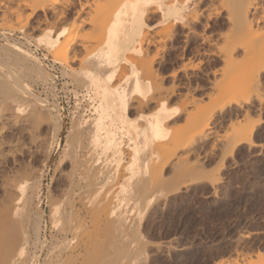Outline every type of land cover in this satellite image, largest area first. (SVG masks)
<instances>
[{"label":"bare ground","instance_id":"1","mask_svg":"<svg viewBox=\"0 0 264 264\" xmlns=\"http://www.w3.org/2000/svg\"><path fill=\"white\" fill-rule=\"evenodd\" d=\"M71 1L72 0L68 2L69 5L73 4ZM106 1H108V3L111 2L109 0ZM203 1L204 0H194L189 5L185 2H181V0H119L114 12H112L113 15L110 13L112 19H109L108 16L107 18L109 20L107 19V21H105V18L103 21V19L101 20L96 16L95 20L98 19L93 21V15L90 14L91 16L88 20L91 22L90 25H93L92 27L90 26V30L92 31L88 30L84 32H82L84 23L89 24V22H85L87 19L84 21H82V19V23L78 22L76 25L71 23L73 21L70 20L71 22L69 21V23L71 24L68 28L65 26L58 27V23L65 13H63L64 10L61 11L63 7L60 8L61 10L56 7L60 0L0 1V12L2 13L3 11L6 14L9 12L11 15H14V19H17H15V22L17 21L16 24H18V29L22 31L26 30L27 26L30 24L29 21L35 17L38 11H41L43 14L46 13V11L51 12L53 19L56 21L54 23L52 22L53 25L52 23L50 24L51 27L48 25L50 28H47L46 32H44L39 39L48 50V53L50 52V55L53 56V62L58 63L61 68L72 67V65L76 63L77 66L79 65L78 69L74 67L71 68V76H73V80L76 82L84 83L83 85L86 87L85 92L88 94L89 98L91 97V99H89V109L87 110L89 111L88 116L78 117L74 122H71L65 135L62 151L59 152L60 159L58 164L65 158L68 163L67 174L63 173L60 169V172L57 170L59 172L57 175H65L64 179L66 178L65 180L67 183L65 182L66 185L64 184V186L68 187L67 189L61 187L62 191L60 198H62V206L60 207V205H58L60 203H58L59 201L56 199L57 196H54V200L58 202L53 203L49 200V205H51L49 215L53 226L60 222L63 223L61 226L59 225L61 228L59 227L57 232L61 229L62 236L59 235V237H62V239L66 241L65 246L67 245L66 247L68 248L66 255L71 257V260H69L67 256H64V260H67L65 264H106L110 262L109 260H112L110 262L112 264L114 263L113 260L116 259L117 264L119 261L118 258H120V255H123L126 249L125 235L127 232L125 233L123 231L126 230V227L131 223V219H129L130 222H128L127 219L128 216L126 213L128 209L129 211L131 209L133 211V208H136V210H144L146 207L151 206L150 204L157 203L158 200L166 198L171 193L173 194L180 187L193 181H198L199 179H205L204 174L197 172L201 166L194 162L197 154V146L199 142L207 138L208 131H210L213 124L212 122L215 119L214 113H217L215 110H219L221 114H223L222 110L226 106V103L222 101L208 109L205 108L201 110L199 113L197 110V113L195 112L194 109L199 102H196L194 97L196 92L194 91H196L198 86L200 88V85L197 83L198 80L196 82L195 79L197 75L194 77L191 72H188V70H191L189 66V61H191V59L193 60L194 57L205 55L207 59L206 62L209 65V57L213 55L219 60L225 61L223 62V66H220L222 67L221 69L224 68L225 71H223L224 69L218 71H221L220 73H222V76H226L231 82L235 94L244 89L250 90L252 87L260 85L261 81H259L260 76L258 77V71H260V73L261 71L264 72V0H223V2L226 3L222 4L225 5V8L227 7V10L231 11L234 9L233 11H235L234 14L238 22L243 26H240L241 29H245L247 33L253 31L251 34L253 39L257 42V45L255 47L250 46L247 40H244V38L246 39V35L244 34L241 36L242 39L237 38L235 35L232 37V33H229L230 36L224 38V40L226 39L225 41L222 38L224 41L223 45L221 41L220 46L217 43V48L223 46L218 48V52H213L206 47L209 44L211 45L210 34H208V29L210 27L208 19H210L211 14L208 12L210 15L208 14V17H206L207 20L202 25L200 33L196 32V28L194 27L195 24L193 25V23L200 20V16L196 10H198V5L204 3L206 0ZM87 3L88 2H86V5L79 4V8L76 12H82L85 6L89 4ZM153 4L156 6L152 7L151 5ZM229 4L234 8H228L227 5ZM149 7L153 9L150 8L149 10ZM190 7L191 9L194 7L197 8L194 11L192 9V12L195 13L190 12L192 14H188ZM156 12L160 13L159 20L161 19L164 25L162 28L160 27L161 29H159V31L153 29L156 33L151 34L152 31L150 33L149 29H147L149 28L147 20L152 13L154 15ZM5 13H2V15L5 16ZM24 14H27L25 18H23ZM187 14L189 16H187ZM214 14L216 15L215 18L221 16V12L219 11H216V13L214 12ZM225 17L229 18V16ZM91 18L92 21L90 20ZM153 18L151 19L153 20ZM188 18H190V20ZM154 19L158 18L156 17ZM8 20L5 21L10 22ZM35 21L37 25L43 20L37 23V18ZM45 21L43 22L45 23ZM98 21L103 22L100 23ZM230 21L232 20L230 19ZM47 24L45 23L46 27ZM39 25L36 27L34 25V30L37 29L36 32H39V27L43 29L45 27V25L42 26L43 24ZM30 26L32 25L30 24ZM237 27H239L238 24L236 28ZM86 28H88V26ZM183 29H186V31L184 30L185 32H183ZM179 32L183 37V46L181 50L178 51L170 47L173 50L167 53L169 48L167 43L172 41ZM4 33L5 32H3V34ZM92 35L96 39L98 38L96 35H103L104 38L101 42H98L101 39L95 40ZM192 35L196 39H200L199 45L197 44L194 46L192 44L194 47L189 45ZM91 36L94 42L97 41L98 43L95 42L94 45L89 44L87 41H89ZM245 42L247 43L245 44ZM87 43L89 47L91 45V50H93L91 53L88 52ZM188 46H191L192 49ZM151 47L155 49L152 54ZM238 48L241 49V52H239L242 53L239 54L237 51V54H239V56L241 55L240 57H237V55L235 56V51ZM83 50L87 51H85L86 54H88L86 57L81 56L86 55L85 52L81 54ZM3 51L5 53L1 51L2 56L0 54V69L3 74L1 75L2 77L0 76V88L4 89L6 92L9 90L10 93L8 92V95V93L4 92L6 94L3 97L2 94L0 95L2 97L0 99V136L3 132L4 135H7L9 133L8 131L12 133V128L17 124L16 121L19 119L18 117L21 116L18 114L26 108L24 106L25 103H19L20 98L24 99L28 105H30L27 109L29 112L27 114L25 113L24 116L27 115L31 118L30 120L33 119L31 123L34 121V134L32 133L34 135V152L31 148L34 155L32 156H34V160L37 158L39 163L37 165L35 164L36 166L33 165L34 175H30V173L26 171L28 169L27 164L31 160L27 159L28 161H22L27 163L25 164L27 166H24V168L27 167L25 168L26 171H23L30 175L29 178L28 174L27 177L25 176L28 182L25 181L12 187L8 185L11 181L8 182L6 179L8 182L7 184L4 180H1L3 184L0 185V264H27L30 256L31 262L29 261L28 264H34L40 255L36 254L37 251H32L34 255H30L28 251L30 239L28 237V232L29 229H32L35 237L38 238V232L41 228L40 224L42 219L45 218V214L39 205L40 200H38V202L36 201V206H34L35 210H32L34 213L32 215L30 202L33 196L38 197L41 182L40 176L45 167H43V163L49 159L54 147L57 148L61 145L59 131L62 132L63 129L67 128V122L60 123L61 119L58 104L54 103L52 106V103L50 104L48 101L44 100V98H41L39 95L40 93L33 90L28 83L27 78H32L33 72L34 81L40 80L44 83L50 76V72L48 73L47 68L35 57L36 55L33 58L28 52L24 53L19 46L14 45L13 47L10 46V48H3ZM9 51L14 54L12 56L14 57V64H12L14 69L9 68L5 63L6 60H4V57L6 59V56L9 55ZM20 53L22 56H20ZM18 57H20V59ZM185 58L188 62L184 60ZM45 59H47V57ZM178 60H184L185 63L178 66L179 68H176L177 70L174 69L166 75L170 78L171 86L166 82L168 85L165 86L170 87L165 88L164 77L166 76L162 74L161 68L165 63H175ZM122 62H128V64L126 65L124 63L122 66ZM251 62L252 67L256 69L257 73L253 68H251L250 72H244V68H247L249 66L248 64ZM21 66L23 70H21ZM192 66L194 67V65ZM164 67L166 68V66ZM205 69H208V67ZM18 70L22 71L21 75H19L20 72L18 73ZM210 70L211 69H208V73H210ZM118 73H122L123 75L118 77L121 75ZM208 73H205L207 79ZM211 74L214 75V72L212 71ZM218 76L221 75L219 74ZM222 79L225 80L221 77V82L219 81L220 84H223ZM210 83L213 84L212 81ZM216 84L214 82L215 86ZM77 85L79 84L77 83ZM224 85L225 84H223V86L220 85V87L222 88ZM180 86L186 89V93L181 94L182 91L180 92L178 90ZM209 86L211 85L209 84ZM218 87L216 86V90H219ZM175 96L178 98L175 100L179 101H174V103L176 102V104H179L171 106L169 103H173ZM172 97L173 99L170 101ZM10 98H13L12 100L15 101L17 99V101L15 103L11 102L10 104V100H8ZM252 99V94H247L242 97L234 96L229 102H233L235 106L242 108L251 104ZM130 108L136 111L138 115L137 118L131 120L127 119L128 109ZM25 118H23V120ZM30 120L28 123L24 122L26 120L22 121L26 123L24 124L25 129L28 127L27 124H30ZM33 124H30L29 128H31ZM27 130L29 129L27 128ZM31 130L33 131V129ZM13 131L17 132V130L14 129ZM253 131V124L246 127L240 136L238 134L230 151L233 152L235 146L243 142L250 145L252 143L251 137ZM6 132L8 133L6 134ZM17 134L19 135L18 132ZM7 137L10 136L7 135ZM7 137L5 136L3 138L7 139ZM14 137L15 136L12 138ZM17 142L19 141L13 143ZM19 144L21 143L19 142L18 145ZM17 148L19 149V147ZM11 149L10 151L14 152V150H17L20 154L22 148L19 150L14 148L13 150L11 146ZM27 151L28 149H26L25 152ZM13 152H11V154H13ZM5 153L7 152L5 151ZM9 154L8 152V155ZM52 154L55 155L54 152ZM7 158L10 159V157L6 156V159ZM14 159L12 164L18 163L15 161H19L20 163L22 158L19 160ZM22 160H24V158ZM195 161H198L197 158ZM5 163L2 164L4 165ZM19 163L18 165H22L17 168L22 170L23 163ZM8 165L10 166V164ZM15 166L12 165L11 167ZM15 169H12L13 174L20 171L17 169L18 171L15 173ZM4 170H8V168ZM198 171L202 172L200 169ZM21 173L23 174L22 171ZM15 176L19 177L18 175ZM4 177H1V179ZM9 177H12V175ZM61 177L62 176H60V178ZM15 179L17 180L18 178ZM217 179L218 178H214L213 181ZM37 197H35V199ZM115 197L117 199L114 201ZM102 201L104 205H102ZM104 201H108V203L106 202L107 204H105ZM125 210H127V212ZM133 214L135 215L136 212ZM133 214L130 215L131 218ZM138 214H140V212ZM103 217L104 220L107 221L106 224L110 222L111 224L113 223L112 226H114L112 227L110 226L111 224H109V228L105 229L107 225L105 221H103L104 223L102 222ZM105 217H107L109 221ZM112 218L114 220L113 222L111 221ZM127 222L129 224H127ZM133 229L131 232L134 231L135 233L136 228ZM131 232L129 231L127 235ZM134 233L132 232L130 235H134L135 237L136 233ZM55 235L56 233L51 235L52 237L49 236V240L52 238V241H56ZM30 242L32 243V241ZM62 242L60 243L61 245H63ZM39 244L40 249L45 245L43 242H39ZM134 244L135 243H133V245ZM35 245L32 246L38 250L39 248ZM106 245H111V248L115 246L116 248L111 250L112 253H110V247L107 246L109 251L104 250V246ZM127 246L132 245H130V243L128 245L127 243ZM34 248L33 250H36ZM137 248L141 250V245L140 247H136V250ZM130 251L129 249V254L127 251L126 254H124L125 256L128 255V258L130 254L132 257L135 252L131 253ZM137 251L135 255H138ZM39 252H41V250ZM259 255L257 256L259 257ZM61 258H63V255L58 254L56 263L58 259ZM88 258L90 260H88ZM86 260L88 262H86ZM42 262L48 264L51 261L45 259ZM62 262L64 264V261ZM124 263L122 262V264ZM254 264H264V262H254Z\"/></svg>","mask_w":264,"mask_h":264},{"label":"rangeland","instance_id":"2","mask_svg":"<svg viewBox=\"0 0 264 264\" xmlns=\"http://www.w3.org/2000/svg\"><path fill=\"white\" fill-rule=\"evenodd\" d=\"M0 1H4V0H0ZM69 1L68 0H66V1L60 0V2L56 5V7L59 10H61L60 8L63 7V9L61 11L64 10L63 13L65 12L63 14V16L61 17L60 22L58 23V27L59 26L60 27L65 26L66 28H68V26L70 27L71 23L76 25V23L78 24V22H81L82 19H83L82 21L87 19L85 22H89V24L87 23L88 24L87 25L84 23L85 28L83 27V29H82L83 31L81 30L82 32H84V31L90 30V26L91 27L93 26V25H90L91 22L88 20L91 15H93V18H94L93 21H96L98 18H100L101 20L103 19V21L106 18L105 21H107L108 16H109V19H112V15H113L112 12H114L116 4L119 0H109V1H111L110 2L111 4L108 3V1H106V0H88V1L87 0H72L71 2H73V4H70V5L68 3ZM84 1L88 2L89 4L87 3L88 5L85 6V8L82 12H80V13L76 12L77 9L79 8V4L80 5L81 4L86 5V2H84ZM112 1H116V2H112ZM192 1H194V0H181V2H185L186 4H189V5L191 4ZM222 3L224 4L226 2H223V0H206L204 3H201L200 5H198L199 7L197 6L198 10H196L197 8H195V7H194L195 9L192 8L193 11L196 10L198 15L200 16L199 17L200 20L197 21L196 23H193V25L195 24L194 27L196 28L197 33L201 32L202 25L207 20L206 17H208L209 13L211 14V15L209 14L210 19H208V22L210 24V27L208 29V34H210L211 45L209 44L206 47H208L213 52H218L219 51L218 48L223 47V46H221V47L217 48L218 44H219V46L221 43L223 45L224 41L226 40V39L224 40V38H227V36H230L231 33H232V37H233V35H235L237 38H242L241 37L242 34L246 35V39L244 38V40L245 41L247 40V42L250 46L255 47L257 45V42L253 39V36L251 34L253 31L251 33H247L245 29L242 28L243 29L242 30L241 27H243V26H241L240 23L238 22L235 14H234L235 11H233L234 9L231 10V8H234V7L231 6V4L227 5L228 8L231 7L230 8L231 11H229V10H227V7L225 8V5H223ZM64 5L67 7V9ZM106 5H108V6H106ZM206 5H207V7H206ZM151 6L153 7L156 5L153 4ZM202 7H204V8H202ZM150 8L151 7H149L148 9L150 10ZM151 9H153V8H151ZM192 9L190 7V11L188 14L195 13V12H192ZM90 11H91V13H90ZM105 11H107V12H105ZM216 11L221 12V16L218 18H215L216 15L214 14V12L216 13ZM38 12L36 13L35 17L29 21V23L32 26H30V24H29L27 26L26 30H24V31L18 29V24H16L17 21L15 22L16 18L14 19V17H15L14 15H11L9 12H7V14H6L5 12L2 11V13L6 14V15L4 14L5 16H3L2 13L0 12V42H1L0 54L2 56V52L5 53L3 51V48H6V47L10 48V46L13 47V45H14V46H19L21 48V50H23L24 53L28 52L33 58L36 55L35 57L38 58V60L42 63V65L45 68H47L48 73L50 72L49 73L50 74V76H49L50 80L48 79L49 81L47 80L44 83L40 80L34 81V72H33V75H32L33 79L30 77L27 78L28 83L30 84L31 88H33V90L40 93L39 95L41 98H44V100L48 101L50 104L52 103L51 104L52 106L54 103L58 104L59 111H60L59 112L60 119L62 120V121L60 120V123L61 122L66 123L67 122L66 123L67 128L63 129L62 132L59 131L60 137H61V145L57 148L54 147L52 153L54 152L55 155H53L51 153V155L49 156V159L43 163L44 164L43 167L44 166L45 167L43 168V172L40 176V181H41L40 187L41 188L39 187L38 197L35 196V197H37L35 199V197L33 196L32 201L30 202L32 215L34 214L33 213V211L35 210L34 206H36V204H37L36 201L38 202V200H40L39 205L43 209L44 214H45V218L42 219L41 224H40L41 228H40V231L38 232V238L35 237V234L32 231V229H29V232H28V237L31 239V240L29 239V244H28V251L30 252V255H32V254L34 255V252H32V251H35V252L37 251L36 254L40 255L38 257V260H36L34 262V264H44L45 262L43 263L42 261H44L45 259L48 261H51L48 264H50V263L51 264H57V263L61 264L62 261H64V264H65L67 262V260L66 261L64 260L65 257L67 256L69 258V260H71V257H69V255H66L67 254L66 252L68 250V248L66 247L67 245L65 246L66 241L63 240L62 237H59V235L62 236L61 235L62 234L61 229L58 230V232H57V229L63 223L60 222L61 221L60 220L59 222L61 224L57 223L56 225L53 226L51 217L49 215L50 214L49 210L51 207V205H49L50 204L49 200H51L53 203L59 201L58 203H60V204H58V205H60V207L62 206L61 205L62 204V200H61L62 198H60L61 197V191H62L61 187H63V188L65 187L66 189L68 187L64 186V184L66 182V180H65L66 178L64 179L65 175L64 174L63 175H60V174L57 175V174L60 172V170L63 171V173L67 174L68 163H67V160L65 158L60 164H58V161L60 159V153L59 152L62 151V145H64V142H65L64 141L65 135L67 133V129L70 127L71 122H74L78 117H82V116L87 117L88 116L89 111H87V110L89 109L88 105H89V101H90L89 99H91V97L89 98L88 94L85 92L86 87L83 85L84 83L76 82L75 80H73V76H71V72H70L71 68L74 67V68L78 69V67H79V65L78 66L76 65L77 63L72 65V67L70 66V67H66L63 69V68H61V66L58 63L53 62L54 61L53 56L50 55V52L48 53V50L46 49V47L44 46L42 41L39 39V37L44 32H46L47 28L51 27L50 24L52 22L54 23L56 20L53 19V16L51 15L50 11H46V13H44V14L41 11H38ZM190 12H192V13H190ZM87 13H88V15H87ZM229 13H230V15H229ZM232 13H233V15H232ZM188 14H187V16H189ZM9 15L11 18L9 17ZM26 15L27 14H24L23 18H25ZM154 15L152 13L149 17L150 19L148 18V20H147V22L149 24V28H147V29H149L150 33L152 31L151 34L156 33V31H154L155 29L157 31H159V29H161L164 25L162 20L161 19L159 20L160 13L156 12ZM84 16H86V17H84ZM96 16L98 18L95 20ZM153 16H154V18L157 17L158 19H154ZM225 16H229V18L225 17ZM230 16H231V18H230ZM37 18H38L37 23H39V21L41 22L42 20L43 21L46 20L45 23L46 24L48 23L47 27L43 21H42L43 23L41 22L43 25L41 23H39L42 26L45 25L44 29L42 27H39V29H38L39 32H36L37 29L34 30V25H35V27L37 25H39V24L36 25L35 20ZM151 18H153V20ZM227 18H228V20H227ZM39 19H41V20H39ZM188 19L190 20V18H188ZM230 19L232 21H230ZM5 20H8L10 22H7ZM52 20H54V21H52ZM70 20L73 22H71ZM90 20L92 21V18ZM150 20H152V21H150ZM69 21L71 23H69ZM98 22L102 23L101 21H98ZM53 23H52V25H53ZM237 24L239 27L236 28ZM87 26H88V28H86ZM184 30L186 31V29H183L182 31L185 32ZM90 31H92V30H90ZM3 32H5V33L7 32V33L3 34ZM23 32L26 34H24ZM97 33H100V32H97ZM227 34H229V35H227ZM5 35H6V37H5ZM9 35H11V36H9ZM103 35H100V36L96 35V37H98L97 39H99V38L101 39L98 42L102 41V39L104 38ZM92 36L90 37V39L91 38L93 39L94 36L93 37ZM182 38L183 37L180 35V32H179V34L175 35L173 40L167 43L169 46L167 53H170V51L172 52V50L174 48L177 49L178 51H180L181 47L183 46ZM222 38L224 41L222 40ZM229 38H231V37H229ZM90 39H89V41H87L89 44L94 45L95 42L98 43L97 41L94 42V39L93 40L92 39L90 40ZM97 39L95 38V40H97ZM220 41H221V43H220ZM247 42H245V44ZM199 43H200V39L199 38L196 39L192 35V37L190 38V44L189 45L194 47L197 44L199 45ZM2 44L3 45L5 44V45L3 46ZM89 44H88L87 49L89 50L88 52L91 53L93 50H91V45L89 47ZM191 46H188V47L190 49H192ZM170 47H173V49H171ZM4 50H6V49H4ZM153 50L155 51V49L151 47V54H152V52L154 53ZM85 51L86 50H83V52L81 54H84ZM237 51L241 52V49L238 48L235 51V56L237 55V57H238L239 54H242V53L239 52V54H237L238 53ZM86 52H85V54H86ZM13 55H14L13 52H10L9 55L6 56V59L4 57V60H6L5 63L11 69H14V67L12 65V64H14V61H13L14 57H12ZM87 55L88 54L81 55V56L86 57ZM20 56H22L21 53H20ZM46 57H47V59H45ZM18 58L20 59V57H18ZM209 58H210L209 59V61H210L209 65L206 62L207 59H206L205 55L194 57L193 60L191 59V61H189L190 64L187 63L191 67L190 68L191 70H188V72L189 73L191 72V74L194 77L197 75L195 77V79H196V82L198 80L197 83H199L198 85H200V88L198 86L199 89L197 88L198 90L196 89V91H194V92H196L194 94L196 102L197 101L199 102V103L197 102L198 104L196 105V107L194 109L195 112L197 113V111H198V113H199L201 110H203L205 108L208 109V108H210V107L214 106L215 104L220 103L222 101H225V103H226V106L222 110L223 114H221V112L219 110H215V112H217V113H214L215 114V119H214L215 121L213 120V122H212L213 124H212L210 131H208L209 133L207 135V138L205 140H203L202 142H199L198 146H197V152H196L197 154H196L195 159L197 158L198 161H195V159H194V162L196 164H198L199 166H201V167H199V166L198 167L202 172L198 171L199 169L197 170V172L204 174L205 179H199L198 181H195V182L193 181V182H191L185 186L180 187L177 191L174 192L176 194H174V193L169 194L166 198L158 200L157 203L155 202L153 204H150L151 206H148L149 208L146 207L144 210H141V209L136 210V208H133V211L136 212L135 215L133 214L135 212H133L132 209L130 211L128 209V212H127V210H125L127 212L126 214L128 216L127 217L128 222H130L129 219H131V223L134 225H132L131 223H130L131 224L130 225L127 222V224H129V225L127 226V224H126L127 229L125 228L126 230H124L123 232H125V233L127 232V234H128L129 231L131 232V230L133 228H136V230H135L136 236L134 237V235L133 236L130 235L132 232L134 233V231H132L129 234L130 236L127 234L125 235L126 236V240H125L126 249H125L123 255H120V258H118L119 261L117 264H122V262L123 263L125 262L126 264H133V263L134 264H236L237 262H238L237 264H254V262H257V263L258 262L259 263L264 262V72L261 71V73H260V71H258V77L260 76L259 81H261L260 85L254 86L250 90L244 89V90L237 92L235 94V92L233 91V85H231V82L228 80V78L226 76H222V73H220L224 69V68L221 69L222 67H220V66H223V62H225V61L219 60L217 57H215L213 55L210 56ZM184 60L186 62H188L186 60V58ZM184 60H178L175 63H165V65H163L161 68L162 74H164V76H166L172 70H174V69L177 70L179 68L178 66H181L183 63H185ZM201 61H203V62H201ZM220 62H221V64H220ZM124 63L126 65L128 64V62H122L121 65L123 66ZM205 63H206V65H205ZM196 64H197V66H196ZM192 65H194V67L195 66L196 67L194 68ZM248 65H247L248 66L247 68L246 67L244 68V72L246 71V73L250 72L251 68H253L252 62L249 63ZM164 66H166V68ZM192 67L194 68V70ZM207 67H208V69H211L209 71L210 73H208V69H205ZM21 68H22V66H21ZM253 69L256 71L255 68H253ZM21 70H23V68ZM218 70H221V71H218ZM212 71L214 72V75L211 74ZM223 71H225V69ZM18 73H19V75H21L22 71L18 70ZM205 73H208V79L206 78ZM256 73H257V71H256ZM120 74H119L120 76H118V77H121L123 75L122 73H120ZM219 74L221 76H218ZM1 75H3V74H2L1 69H0V76ZM221 77L225 79V80L222 79V83L225 84L224 87H222V88L220 87V85L223 86V84L219 83V81L221 82ZM215 80H217L218 82ZM74 81H75V83H74ZM211 81L213 84L210 83ZM166 82L169 85L171 83L170 78L167 76L164 77V83H165L164 86L168 85ZM207 82L211 86H209V84ZM214 82H215V84L216 83L220 84V85L216 84L217 87L219 85V87H218L219 90H216L217 88L214 85ZM77 83L79 85H77ZM40 85H42V86H40ZM166 86H165V88H169L171 85L168 87H166ZM43 88H45V89H43ZM221 89H223V90H221ZM226 89H227V91H226ZM0 90H1L0 95L2 94V97L5 96V94L9 92V90H8V92H6L2 88H0ZM178 90L180 92L182 91L181 94L186 93V89L184 87L180 86V87H178ZM210 91H211V93H210ZM220 91H221V93H220ZM4 92H6V93H4ZM9 93H8V95H9ZM206 93H207V95H206ZM247 94H252V98H253L251 104H249V105H246L242 108H238L237 106H235V104L233 102H229V100L232 99L234 96L235 97H242V96L247 95ZM2 97L0 96V99ZM198 97H200V98H198ZM258 97H260V98H258ZM176 98H177L176 96L174 97V99L172 97L170 101H172V99H173V103H174V101H176L175 100ZM12 99L13 98L8 99V100H10L9 101L10 104H11V102L15 103L17 101V99H16V101L12 100ZM259 99H260V101H259ZM19 100H20L19 103H22V104L25 103L24 106L26 108L23 107L24 110H22L20 112V114H18L21 116L18 117L19 119H17V121H16L17 124L12 128L11 132L13 134L10 133V131H8L9 133L6 132V134L8 133L7 135L10 137H7V135H4V132L0 136V143H1L0 144L1 145V147H0V149H1L0 150V164H1L0 165V185L3 184V183H1V180H4V182H6L7 184H8V182L11 181L10 184H8V185H10L12 187H15L16 184L19 185L25 181L28 182V180L26 178L29 175L28 173H30V175H34L33 174L34 173L33 165L36 166L39 163L38 159L36 158L34 160V156H32V155H34L33 154V152H34V149H33V146H34V140H33V138H34V135H33L34 134L33 133L34 132V124L33 123H34V121H33V123H31V121L33 119L30 120L31 119L30 117H28L27 115L24 116L25 113L27 114L29 112V110H27V109L29 108L28 106H30V105H28V103L24 99L20 98ZM51 101H53V102H51ZM178 101L179 100H177L176 102H178ZM176 102L174 104L173 103L171 104V102H170L169 104L171 106L178 105L179 103L176 104ZM14 103H12V104H14ZM200 103H202V104H200ZM206 106H208V107H206ZM132 110H133V108L128 109L127 119H129V120L138 117L136 111L135 110L132 111ZM79 112L80 113L82 112L81 113L82 115ZM21 113H23V114H21ZM25 117L26 118L28 117L29 118V119L27 118L28 122L30 120V124H33V125H31V128H29L30 124H27L28 125L27 128L30 131L27 130V128L26 129L24 128V124L28 123L27 119ZM23 118H25L24 120H26V121H24ZM22 121H24L26 123H24ZM251 124L254 125V131H253V134L251 137L252 143L250 145L248 143H245V142L237 144L235 146L233 152H231L230 150L232 148L233 142L236 139V137L238 136V134L240 136L241 133H243L244 129L248 126H251ZM13 129L17 130L19 135L17 134L16 131H13ZM31 129H33V131ZM30 132H31V134H30ZM9 134H12V135H9ZM5 136L7 137V139L3 138ZM13 136H15V137L12 138ZM15 138H18V139H15ZM16 141H19L21 144L18 145L19 142L13 143ZM23 143H25V144H23ZM5 144H7V145H5ZM15 145H16V147H15ZM11 146H12L13 150H14V148L18 149L17 147H19V149L22 148L20 151V154L17 150L16 151L18 153L15 150H14V152L10 151V150H12ZM26 146H27V148H26ZM28 146H29V148H28ZM24 148L28 149V151L30 153L28 151L25 152L26 149H24ZM31 148H32L33 152L31 151ZM56 149H57V151H56ZM4 150L7 153H5ZM8 152L10 154H11V152H13V154H11V156H10V154L8 155ZM15 153L17 155L19 154L18 157L21 155L22 156L20 158H18ZM14 154L16 155V157L18 159L15 157ZM5 155L7 157H10V159L9 158L6 159ZM13 155H14V157H13ZM1 156H3V157H1ZM52 156H53V158H52ZM30 157H31V159H30ZM14 158L16 160L24 158V160L21 159L20 163H19V161H15L16 163L18 162L19 164L23 163V166L21 168L22 170L17 168V167H21L22 164L21 165H18V163L12 164L14 162L13 161ZM27 159L31 160L28 162V164L26 162L25 163L22 162V161H28ZM8 160H10V161H8ZM2 163H5L6 165L5 164L3 165ZM32 163H34V164H32ZM8 164H10V166ZM25 164L28 165L27 171L25 169L27 167L24 168V166H27ZM30 164H32V165H30ZM12 165H14V166L18 165V166L11 167ZM4 167L8 168V170H10V169L11 170L10 171L4 170L5 169ZM31 168H32V170H31ZM12 169L13 170L15 169V171H14L15 173L18 170H20V171H18L16 174H13ZM23 170L28 172L27 173L28 175ZM21 171L23 172V174L21 173ZM8 173H9V175H8ZM20 174H22V175H20ZM11 175H12V177H9ZM15 175H18L19 177L15 176ZM30 175L28 176V178L30 177ZM7 176H8V178H7ZM60 176H62V177L60 178ZM1 177H4V178L1 179ZM15 178H18V179L16 180ZM62 178H63V180H62ZM214 178H218V179L213 181ZM6 179L8 182L6 181ZM11 183H13V184H11ZM54 196L58 197V198L56 197V199L58 201L54 200L55 199ZM117 197H119V196H117ZM115 199H117V198L115 197L114 201H115ZM104 202H105V204L108 203V201H104ZM102 205H104L103 201H102ZM104 208H105V206H104ZM131 211H132L131 214H133L132 218L130 217ZM139 212H140V214H138ZM136 216H137V219H136ZM105 218H107V217H105ZM102 219H103L102 222L105 221L104 217ZM107 220H108V218H107ZM111 221L112 222L114 221L113 218ZM106 222L107 221H105V224H106ZM103 223H102V225H103ZM109 224H111V223L109 222ZM109 224H106L107 227H105V229L109 228V226H108ZM112 224L110 226H112ZM135 224H137V225H135ZM43 231H44V233H43ZM49 232H50V234H49ZM55 233H56V235H55L56 241L55 240L52 241V238H51V240H49L50 239L49 236L52 237L51 235H54ZM60 239H62V240L59 241ZM127 239H128V241H127ZM30 241H32V243ZM39 242H43L45 244L42 249L39 248L40 247ZM61 242L63 243L64 246L60 244ZM126 242L128 243V245L130 243V245H132V246H127ZM35 243H36V245H35ZM133 243H135V244L133 245ZM138 243L141 245V250L139 248H137V250H138L137 251L136 247H140V245ZM32 245L37 246V248H39V249L37 250ZM107 246L110 247V253H112L111 250H114L116 248L115 246H112L114 248H111V245L110 246L106 245V246H104L105 251L106 250L109 251V248ZM33 248L36 250H33ZM129 249L131 250L130 251L131 253H133L134 251L135 252L137 251L138 255H135V252H134L132 257L130 256L131 255L130 254L129 258H128V255L125 256L124 254H126V251L129 254ZM40 250H41V252H39ZM140 251H141V253L143 251V253L141 254ZM58 254L63 255V258L58 259V261L56 263V257L58 256ZM257 255H259V257ZM30 257L28 260L31 262ZM50 259H52V260H50ZM88 260H90V259L88 258ZM29 261H28V263H29ZM109 261L111 262L112 260H109ZM113 261H114V263H112V264H116L117 259L113 260ZM86 262H88V261L86 260ZM109 263H106V264H109ZM62 264H63V262H62Z\"/></svg>","mask_w":264,"mask_h":264}]
</instances>
